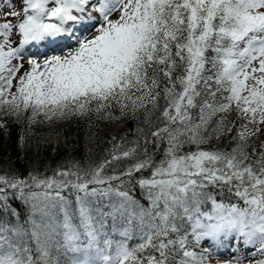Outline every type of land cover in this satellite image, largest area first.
<instances>
[{
	"label": "snow or ice",
	"instance_id": "6c2138e0",
	"mask_svg": "<svg viewBox=\"0 0 264 264\" xmlns=\"http://www.w3.org/2000/svg\"><path fill=\"white\" fill-rule=\"evenodd\" d=\"M4 7L0 128L6 118L29 131L73 118L137 127L86 169L0 174V264H209L229 242L224 264H264V0ZM19 140L37 155L49 143Z\"/></svg>",
	"mask_w": 264,
	"mask_h": 264
},
{
	"label": "trees",
	"instance_id": "16d2710c",
	"mask_svg": "<svg viewBox=\"0 0 264 264\" xmlns=\"http://www.w3.org/2000/svg\"><path fill=\"white\" fill-rule=\"evenodd\" d=\"M118 114V113H117ZM7 119V130L0 128V174L27 177L29 173L51 176L57 168L79 164L81 168H88L100 162L111 150L112 140L116 137L120 141L125 137V145L135 139V128L137 121L125 119L113 122H93L90 124L86 119H68L59 122L35 125L31 131L25 123L14 119ZM43 119V117H38ZM39 133L41 137L49 140L40 154L35 149L24 151L19 147V138L27 136L32 138V133ZM214 144L217 142H213ZM219 143L227 144L225 139ZM151 148V145H149ZM209 149V145L202 146ZM196 146H185V151L195 150ZM163 147L157 152L155 159L161 158ZM132 161L124 159L122 166H127ZM141 174H137L139 177ZM150 171H145L143 177H148ZM139 186L136 187L134 195H139ZM146 203V201H144ZM23 222L28 216L27 206L15 202Z\"/></svg>",
	"mask_w": 264,
	"mask_h": 264
},
{
	"label": "rangeland",
	"instance_id": "374dc122",
	"mask_svg": "<svg viewBox=\"0 0 264 264\" xmlns=\"http://www.w3.org/2000/svg\"><path fill=\"white\" fill-rule=\"evenodd\" d=\"M0 3H3V0H0ZM11 3L17 7H19V0H11ZM8 11V8L7 7H4L2 9H0V17L3 16V13L4 12H7ZM0 22H3L2 19H0ZM13 63H22L23 64V67L20 69V72H24L26 70H28V64H27V61H13ZM16 83V80L14 79L13 80V84ZM222 249H227L229 251L232 252V254H230L231 256L227 259H225L224 257L220 256V259L217 260V259H211L209 264H224L225 261L229 260L232 256H234L236 254V249L231 247L230 246V243L228 244H225V246L222 248ZM241 249L243 250V246L241 245ZM196 251H200V249H196ZM254 251V249H251V250H248L247 252H252ZM264 257H260L259 255L255 258V259H262ZM241 264H254V260L250 257H245L242 261H241Z\"/></svg>",
	"mask_w": 264,
	"mask_h": 264
},
{
	"label": "bare ground",
	"instance_id": "6f19581e",
	"mask_svg": "<svg viewBox=\"0 0 264 264\" xmlns=\"http://www.w3.org/2000/svg\"><path fill=\"white\" fill-rule=\"evenodd\" d=\"M251 249L252 248H249L246 251L251 250ZM230 254H232V252L229 251V250H227V249H222V248L219 249V255L222 256V257H224L225 259L229 258L231 256Z\"/></svg>",
	"mask_w": 264,
	"mask_h": 264
}]
</instances>
